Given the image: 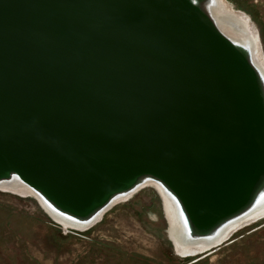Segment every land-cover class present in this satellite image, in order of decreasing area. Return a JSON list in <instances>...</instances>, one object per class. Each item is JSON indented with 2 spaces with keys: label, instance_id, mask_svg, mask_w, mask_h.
Wrapping results in <instances>:
<instances>
[{
  "label": "water",
  "instance_id": "1",
  "mask_svg": "<svg viewBox=\"0 0 264 264\" xmlns=\"http://www.w3.org/2000/svg\"><path fill=\"white\" fill-rule=\"evenodd\" d=\"M247 21L221 0H0V190L82 231L154 183L203 251L255 221L264 66Z\"/></svg>",
  "mask_w": 264,
  "mask_h": 264
},
{
  "label": "rangeland",
  "instance_id": "2",
  "mask_svg": "<svg viewBox=\"0 0 264 264\" xmlns=\"http://www.w3.org/2000/svg\"><path fill=\"white\" fill-rule=\"evenodd\" d=\"M230 2L259 31L264 54V0ZM258 57L262 62L261 51ZM166 219L150 185L82 231L56 223L34 198L0 190V264H264V215L214 248L186 253L171 240Z\"/></svg>",
  "mask_w": 264,
  "mask_h": 264
},
{
  "label": "bare ground",
  "instance_id": "3",
  "mask_svg": "<svg viewBox=\"0 0 264 264\" xmlns=\"http://www.w3.org/2000/svg\"><path fill=\"white\" fill-rule=\"evenodd\" d=\"M221 1L223 2V4L226 6L227 9L231 10L239 18H242L245 21H247L249 19V17L246 14H244L245 12L243 13V12L239 11L238 8L236 9L233 6V4H231L232 2H230V0L229 1L228 0H221ZM247 24L250 27H252V29L254 28V31H256L258 33L257 28L255 27V25H253V22L251 20ZM259 48H260V51H261V54H262V62L261 61L260 62L264 66V54H263V50L261 49V46L260 45H259ZM150 186H152L156 190H158L159 194L163 198L164 210H165V213H166V218H167L166 220L168 221L167 224H168V228H169L167 233L169 234L171 240H173V242L176 243V245L178 246V248L180 249V251L182 250V251H185V253H186V251H194V250L201 251V250H203L202 247H189V248H183L182 247L181 243L177 239V238H179L178 237V230L180 228V224H179V222H178V220L176 218V208L174 207V204L169 200L168 196L166 195V193L164 192V190L159 185L152 183V185H150ZM6 191H11V192L17 193V194L22 195V196L34 198L41 205V207L43 208V210H45V212L47 213V215L49 217H51L56 222H59V224H61L62 226L66 227V228L68 227L69 224L67 222H65V221L57 218L52 213H50V211L47 210V208L43 205V203L41 202V200L38 199L36 197V195L32 191H30V190H28L26 188L9 189V190L7 189ZM263 215H264V212L261 213L260 216H258V217H261ZM258 217H256V218H258ZM251 220L252 219L248 218L247 220L243 221L240 224L249 223ZM237 227H235V228H237ZM234 229H232V230H234ZM232 230L229 231V233L226 235V238L229 237V235L232 232Z\"/></svg>",
  "mask_w": 264,
  "mask_h": 264
},
{
  "label": "trees",
  "instance_id": "4",
  "mask_svg": "<svg viewBox=\"0 0 264 264\" xmlns=\"http://www.w3.org/2000/svg\"><path fill=\"white\" fill-rule=\"evenodd\" d=\"M192 261H195V260H192V259H191V262H192ZM191 262H190V263H191ZM190 263H187V264H190ZM208 263H209L208 260H205V261H203V260H199V261H197V262L194 263V264H208Z\"/></svg>",
  "mask_w": 264,
  "mask_h": 264
}]
</instances>
